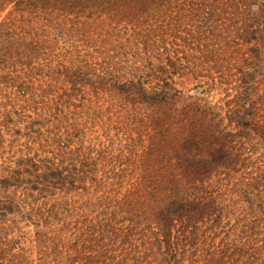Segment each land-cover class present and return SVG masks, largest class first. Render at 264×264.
<instances>
[{"label": "trees", "instance_id": "16d2710c", "mask_svg": "<svg viewBox=\"0 0 264 264\" xmlns=\"http://www.w3.org/2000/svg\"><path fill=\"white\" fill-rule=\"evenodd\" d=\"M37 2L46 18L56 13L65 19L108 17L117 24H131L129 39L144 46L150 56L147 63L156 61L162 74H170L169 82L155 74L138 78L135 73H112L109 80L98 76L103 92L123 98L125 107L115 113L123 123L138 126L144 151L136 166L131 149L135 140L116 142L109 136L113 148L98 141L93 157L80 161L78 156L89 173L102 172L112 187L109 196L88 198L79 208L90 213L87 230H57L51 245L45 244L55 263L67 254L70 264H264V219L237 217L233 202L234 196L246 201L264 190V174L243 177L250 141L236 140L245 135L243 123L250 120L248 132L256 133L264 153V0ZM15 32L0 33L1 51L11 54L21 42L24 59H32L29 46L37 49L36 34L22 30L15 40ZM246 45L250 50H245ZM39 54L37 50L35 61H40ZM167 66L171 72L165 70ZM62 67L45 75L55 81L51 88L61 89L62 103L57 106L64 109L82 92V82L76 70ZM217 95L223 97L213 103ZM255 118L259 120L254 122ZM66 141L67 148L74 146L73 138ZM89 165H94L93 171ZM221 178L227 183L217 189L214 182ZM23 189L21 200L27 204L28 190ZM69 210L68 203L46 206L35 210V217L42 221L45 213L56 218ZM8 211L0 204V214ZM206 222L214 230H197ZM12 231L13 239L0 236L2 263L16 259L21 263L19 257L29 241V232L22 227ZM38 240L44 243L41 237ZM80 244L85 250L91 246L89 255L72 257Z\"/></svg>", "mask_w": 264, "mask_h": 264}, {"label": "rangeland", "instance_id": "374dc122", "mask_svg": "<svg viewBox=\"0 0 264 264\" xmlns=\"http://www.w3.org/2000/svg\"><path fill=\"white\" fill-rule=\"evenodd\" d=\"M37 1L0 3L1 34L16 30L14 39L17 40V34L26 30L33 36L36 34L38 40L33 45L36 50L29 46L33 58L28 60L23 57L26 50L21 42L11 54L0 49V204L9 208L8 212L0 214V236L13 239L15 232L12 230H16V226L29 232V241L19 257L21 263H17L16 259L13 263L6 260L4 263L0 261V264H56L54 255L45 247L51 245L56 231L87 230L90 213L84 214L79 208L88 198L109 196L112 187L102 172L96 175L89 173L87 164H81L77 159L82 156V161L90 154L93 157V146L98 147V141L113 148L109 136L116 142L122 139L124 143L128 140L132 144L135 140V145L131 147L134 151L132 161L136 166L140 164L144 147L139 143L138 126L131 121L123 123L119 120L115 112L125 107L121 101L123 98L113 99L109 93L103 92L97 83L98 76L109 80L112 73L124 76L135 73L138 78L144 74H155L167 78L165 81L169 82L170 75L162 74L156 61L155 64L147 63L150 56L144 53V46L129 39L131 24H117L108 17L65 19L56 13L46 18L41 14L42 5L39 6ZM35 6L38 7L36 13H31ZM170 46L172 48V44ZM249 47L246 45L244 48L250 50ZM37 50H40V61H35ZM64 65L79 73L82 92L73 98L72 106L63 109L57 106L62 103L58 92L61 89L51 88L55 81L45 73L61 70ZM165 70L171 72L168 66ZM52 90L55 93L50 95ZM221 97L223 95H217L213 103ZM258 120L255 118L254 122ZM251 123L250 120L243 123L246 133L236 139L250 141L244 156L249 161H246L245 172H242L246 180L253 175L264 174V153L257 145L256 133L248 132ZM67 138H73L74 146L66 147ZM144 144L148 145L146 138ZM135 164L130 167H135ZM89 166L93 171L94 165ZM98 168L101 169V164ZM221 179L214 182L217 189L227 183ZM23 188L28 190L27 204L21 200L25 196ZM234 197L237 217L248 221L259 217L264 219V190L256 192L250 200L245 198L246 201H242L241 196L237 195L235 200ZM64 203L69 204L70 213L56 218H49L45 213L42 221L36 220L35 210ZM234 222L235 218L232 219ZM208 223H201L197 230H214ZM39 237L43 244H39ZM90 248L87 246L85 250L80 244L71 255L85 258ZM67 258L69 255L64 254L59 264H70Z\"/></svg>", "mask_w": 264, "mask_h": 264}]
</instances>
